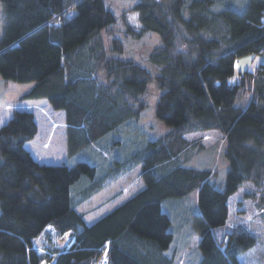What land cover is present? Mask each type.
<instances>
[{"label": "trees", "instance_id": "trees-1", "mask_svg": "<svg viewBox=\"0 0 264 264\" xmlns=\"http://www.w3.org/2000/svg\"><path fill=\"white\" fill-rule=\"evenodd\" d=\"M219 2L140 0L134 6L140 31L127 27L129 34L140 39L152 32L162 42L149 57L159 68L152 76L108 55L124 47L112 30L111 48L104 47L101 32L115 18L103 0H0V76L33 83L19 101L44 100L63 112L67 158L61 164L34 159L25 147L38 133L30 112H14L0 129V264H94L106 247L108 264H176L171 219L161 205L192 193L197 208L188 221L199 236L198 264H254V233L234 228L218 240L217 232L233 194L247 184L264 186V65L254 72L235 68L238 59L264 51V0H246L240 13L227 2L230 8L214 10ZM152 80L162 91L155 117L170 131L100 174L86 161L68 165L139 119ZM210 131L225 144L222 189L213 172L188 167L204 147L186 136ZM138 166L143 189L86 225L78 207ZM68 234V248H56ZM38 247L48 249L39 253Z\"/></svg>", "mask_w": 264, "mask_h": 264}, {"label": "rangeland", "instance_id": "rangeland-1", "mask_svg": "<svg viewBox=\"0 0 264 264\" xmlns=\"http://www.w3.org/2000/svg\"><path fill=\"white\" fill-rule=\"evenodd\" d=\"M140 0H103L104 6L109 10L115 23L103 29L101 34L106 50L111 48V40L108 30L113 31V37L123 44V53L108 54L117 59L131 60L150 72L152 76L158 74L159 68L153 64L149 57L153 49L161 46V39L156 33H145L140 39L133 38L126 30L132 27L133 30L140 29V22L137 13L133 10ZM223 2L220 4V2ZM219 6L214 10L230 8L240 13L246 0H218ZM227 2L230 7L223 6ZM3 30V10L0 3V37ZM256 57V56H254ZM259 57V56H257ZM258 59V58H256ZM239 61V62H238ZM235 63L237 72L248 69L254 72L256 65L252 56L238 59ZM33 86L30 84H18L5 81L0 76V129L5 126L13 117L14 112H30L38 124L36 137L27 145L37 161L42 164H61L66 162L65 149V127L62 111H54L48 103L42 101H19V97L29 91ZM162 91L157 88L154 80L147 87L143 96L146 108L142 111L139 119L131 120L99 140L92 147L80 151L78 154L67 160V164L74 166L77 162L86 161L97 169L100 174L106 170V166L120 161L131 153L142 149L149 141L168 133L170 128L155 117V103ZM186 138L198 140L204 150L196 155L188 167L205 169L215 174L213 182L218 189H222L229 166L224 158L225 144L223 137L216 131L188 135ZM201 139V140H200ZM106 163L104 164V162ZM106 165V166H105ZM214 170L216 172H214ZM140 167H136L124 179L119 180L109 188L97 193L83 206L78 207V212H84L87 216V225L101 219L110 213L115 207L123 204L143 189V183L139 177ZM85 179V177L83 178ZM80 180L71 188V193L78 192L83 184ZM75 193V194H76ZM264 186L256 189L253 185L247 184L233 194L226 203L227 221L225 227L217 232V239L234 228L245 229L248 233H254L258 241L257 254H253L254 264H264ZM263 203V204H262ZM197 193H192L184 199L165 201L161 205L164 213L171 219V230L174 240L171 247H178L175 255L176 264H198L202 258L199 250V237L188 221L194 215L197 208ZM226 236V235H225ZM57 246V245H56ZM46 252L48 247H40ZM180 248V249H179ZM51 249V248H50ZM105 250V249H104ZM169 248L167 251L169 252ZM104 253L100 254L99 261Z\"/></svg>", "mask_w": 264, "mask_h": 264}, {"label": "bare ground", "instance_id": "bare-ground-1", "mask_svg": "<svg viewBox=\"0 0 264 264\" xmlns=\"http://www.w3.org/2000/svg\"><path fill=\"white\" fill-rule=\"evenodd\" d=\"M139 31H140V30H138V31L134 30V33L137 34V33H139ZM103 43H104V42H103ZM263 52H264V51H263ZM263 52H262V53H263ZM262 53H261V54H262ZM261 54H260V55H261ZM40 101H42V100H40ZM63 115H64V114H63ZM34 121H35V119H34ZM35 122H36V124H37V121H35ZM37 127H39L38 124H37ZM63 127H65V133H66L65 116H64V126H63ZM30 142H31V141H30ZM30 142H28V143H30ZM28 143H26V145H25L26 149H28V148H27ZM28 151L31 153L30 150H28ZM31 154H32V156L34 157V159L36 160L34 154H33V153H31ZM36 161H37V160H36ZM37 162H38V161H37ZM79 213L83 216V220H84L85 224L87 225V223H86V221H85V217H86L87 215L84 214V212H81V211H80ZM106 215H107V214H106ZM97 221H98V220H97ZM97 221H95V222H97ZM95 222H93L92 224H94ZM92 224H91V225H92ZM88 226H90V225H88ZM67 236H69V234L66 235V241L69 240V238H68ZM198 237H199V236H198ZM71 242H73L72 239H71ZM198 245H199V244H198ZM65 248H68V245H67V244H66V247H65ZM102 253H103V252H102ZM102 253H101V254H102ZM103 255L105 256L106 254H103ZM99 257H100V256H99ZM99 257L97 258V260L99 259ZM107 260H108V256L106 255L105 257H102V258L100 259L99 264H106V261H107Z\"/></svg>", "mask_w": 264, "mask_h": 264}, {"label": "crops", "instance_id": "crops-1", "mask_svg": "<svg viewBox=\"0 0 264 264\" xmlns=\"http://www.w3.org/2000/svg\"><path fill=\"white\" fill-rule=\"evenodd\" d=\"M259 57H253V61L252 62H254L255 63V65H256V68L258 67V66H260V65H264V52L261 54V55H258ZM256 58H258V59H256ZM29 144V143H28ZM32 153V152H31ZM37 160V159H36ZM66 244H67V241H66V243L65 242H63V241H57V243H56V248H58V249H61V248H65L66 247Z\"/></svg>", "mask_w": 264, "mask_h": 264}]
</instances>
